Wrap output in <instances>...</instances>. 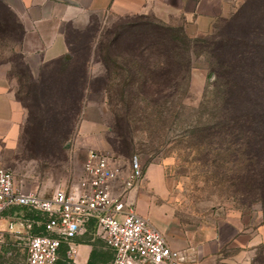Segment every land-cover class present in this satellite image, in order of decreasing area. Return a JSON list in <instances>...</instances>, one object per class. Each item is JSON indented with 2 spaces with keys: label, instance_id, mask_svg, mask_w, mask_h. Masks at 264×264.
Wrapping results in <instances>:
<instances>
[{
  "label": "rangeland",
  "instance_id": "rangeland-1",
  "mask_svg": "<svg viewBox=\"0 0 264 264\" xmlns=\"http://www.w3.org/2000/svg\"><path fill=\"white\" fill-rule=\"evenodd\" d=\"M0 39V70L17 81L28 111L20 142L2 163L22 191L51 197L66 184L74 193L90 150L102 151L125 180L137 156L143 176L150 166L162 171L177 211L192 222L243 216L264 233V197L254 181L264 171V132L254 120L264 114L252 116L251 97L241 95L251 88L264 93V0H237L230 15L197 32L154 15L95 14L68 34L70 76L61 74L68 63L44 68L47 62L40 69L46 78L29 66L26 84L19 80L25 68L13 48L16 33ZM138 52L148 67L171 66L178 80L143 85L124 60ZM86 60L85 79L79 76ZM251 100L264 108L261 96ZM5 216L23 233L14 260L24 264L28 239L42 231L45 217L26 207ZM257 254L256 264H264L261 249Z\"/></svg>",
  "mask_w": 264,
  "mask_h": 264
},
{
  "label": "crops",
  "instance_id": "crops-1",
  "mask_svg": "<svg viewBox=\"0 0 264 264\" xmlns=\"http://www.w3.org/2000/svg\"><path fill=\"white\" fill-rule=\"evenodd\" d=\"M1 1L18 16L24 28L22 40L14 45V49L17 47V52L26 58L35 74L40 73L42 64L70 57V30L84 29L95 14L119 17L154 15L159 21L197 32L226 18L237 4V0ZM16 86L17 81L9 78L8 71L0 70V167L5 161L4 152L17 148L28 117V111L17 97ZM162 176L158 167L150 166L131 188H124L121 178L111 181V185L137 213L148 218L161 231L173 250L184 255L181 264H255L257 251L264 243L261 223L252 226L243 216L192 222L177 211L168 183ZM62 186L66 187V184ZM45 222L46 218L43 225L38 226L42 231L37 234L45 231ZM10 223L14 224L13 230ZM1 225L5 237L0 241V264H17L14 260L15 242L23 233L10 216H3ZM73 242L78 245L75 260L68 259L69 245L64 242L57 264H112L114 251L106 246L96 231L95 222L89 223ZM26 260L27 255L24 264ZM128 264L144 263L134 256Z\"/></svg>",
  "mask_w": 264,
  "mask_h": 264
},
{
  "label": "built area",
  "instance_id": "built-area-1",
  "mask_svg": "<svg viewBox=\"0 0 264 264\" xmlns=\"http://www.w3.org/2000/svg\"><path fill=\"white\" fill-rule=\"evenodd\" d=\"M84 171L86 178L77 191L69 193L65 186H60L51 197H46L36 191H22L14 172L0 167V241L5 237L1 225L4 213L26 207L46 218L48 231V234L29 237L26 264H57L64 242L69 245L68 259L75 260L78 245L73 239L85 231L90 220L95 222L96 231L106 246L114 251L112 264H128L134 256L144 264H181L184 255L173 250L161 231L114 191L111 181L120 179L121 171L102 151L88 152ZM142 177L136 156L132 160V173L123 180V187H133ZM9 227L13 230L14 224L10 223Z\"/></svg>",
  "mask_w": 264,
  "mask_h": 264
},
{
  "label": "trees",
  "instance_id": "trees-1",
  "mask_svg": "<svg viewBox=\"0 0 264 264\" xmlns=\"http://www.w3.org/2000/svg\"><path fill=\"white\" fill-rule=\"evenodd\" d=\"M11 33H16V35H17V39L13 40V41H15V43H14V45H15L22 40V37L24 34V28H23L18 16L12 11V9L10 7H8L6 4H4L0 0V35H6V34H11ZM0 40H2V39H0ZM73 58H74L73 56L72 57H64V58L58 59L56 61H52V62H50V64L43 65V67L44 68L49 67L50 65H52L55 62H57V63L66 62L69 65H68V67H66V65L63 66L61 74L65 77H69L70 75L69 76L65 75L67 70H68V69L67 70H65V69L71 67V63L74 62ZM124 60L126 62H129L131 64V66L133 67V69H135V71L132 70L133 75L134 76L138 75V77L140 79H143V83H142L143 85H149V84H154V83L160 84L161 78H163L164 83L166 81L168 83H171V82L173 83L176 80H178V78H179V75L171 74L172 67L170 66L167 68V67H165L164 63H162L164 65H162L163 67L160 68V70L157 68H152V67L146 66L145 61H144V57H142V52L136 53L133 57H124ZM114 61L117 62L116 59H114ZM88 62H89V60L85 61L84 70L82 71V74L79 77L85 78V79L88 77V72H89L88 71ZM22 64H23L25 70L22 71L21 73H19V80H20L21 84H24V82L26 84L28 82V79H32L31 77H32L33 73L31 72L29 64H28L25 57H23V59H22ZM44 68H42V71L40 73V77H39L40 80H43L45 77L44 72H43ZM61 74L59 75V77L61 76ZM52 77H55V76H52ZM250 81H252V78L250 79ZM168 83H167V85H169ZM87 88H89V86H87L86 82H84V86L81 87L82 95H84ZM254 91L255 90H253V88H251L249 90L243 91L241 93V95L243 97H246V98L256 97L258 100H259V96H261V98L264 99V93L261 92V89L259 91H255V92ZM251 98H250V104L251 105H249L248 110L250 111L252 116L257 115L260 112L262 114H264V108H258L257 105H255L256 102L254 104V102L251 100ZM254 122H255L256 126H259V128L261 130H263V132H264V121L262 119H260L257 121L254 120ZM254 175H255L254 181L256 182L259 189L262 191V195L264 197V171L255 173ZM263 210H264V208H263ZM92 221L93 220H90V222H88L87 224L89 225V223H91ZM88 225H87V227H88ZM38 234H47L46 229L44 232L38 233ZM259 249H261V251L264 253V243L259 247ZM257 261H259L258 260V254L256 255V257L254 259V263L256 264Z\"/></svg>",
  "mask_w": 264,
  "mask_h": 264
}]
</instances>
